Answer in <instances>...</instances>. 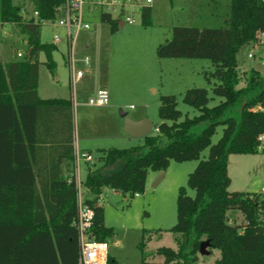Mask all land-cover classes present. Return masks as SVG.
<instances>
[{"label":"trees","instance_id":"16d2710c","mask_svg":"<svg viewBox=\"0 0 264 264\" xmlns=\"http://www.w3.org/2000/svg\"><path fill=\"white\" fill-rule=\"evenodd\" d=\"M37 18L25 20L12 0H0V24H12L24 35L27 54L23 60L0 62V264H77L78 233L72 225L77 216L78 191L73 176L63 177L60 166L74 161L71 100L38 97V55L54 74L51 54L55 47L42 44V21L55 18L63 0H30ZM151 8L140 10L143 26H150ZM111 32L117 21L101 14ZM226 28L176 26L170 39L156 48L160 59H204L213 65L205 75L213 81L211 94L222 99L208 107L205 89H189L183 102L197 115L182 118L173 96H161L160 123L144 143L127 149L102 151L100 167L88 170L80 183L82 204L94 213L89 236L96 242L114 236L104 224L98 205L104 189L130 195L142 193L149 172H163L170 161L198 160L188 175L193 197L180 190L176 223L169 230L176 249L161 247L148 261L145 244L139 245L140 264H195L200 244L217 250V264H264V194L228 192L230 155L258 154V137L264 134V77L252 69L240 73L238 50L254 44L264 33V0H229ZM220 138L211 144L216 128ZM237 210L240 225L229 223L227 212ZM107 264H117L108 258Z\"/></svg>","mask_w":264,"mask_h":264},{"label":"rangeland","instance_id":"374dc122","mask_svg":"<svg viewBox=\"0 0 264 264\" xmlns=\"http://www.w3.org/2000/svg\"><path fill=\"white\" fill-rule=\"evenodd\" d=\"M142 3L145 0H141ZM20 7L25 20L34 18L30 0H12ZM150 26H143L140 18L132 25L119 26L111 32L100 21L101 11L88 13L84 20L89 30L79 35L74 47L75 68L85 72L72 91L64 42V30L45 21L40 27L42 44L53 45V36L60 42L53 45L51 54L56 69L52 74L44 65L45 55H38L37 93L41 98H65L73 102L74 137L79 150L92 153L93 162L79 164L78 176L84 180L88 167L101 165V148L127 149L142 145L143 139L127 136L123 132V118L143 116L154 126L160 123L158 108L161 96H173L182 118L197 115V111L183 102L189 89H205L208 92V107L222 99L211 94L213 81L205 75L213 72V65L204 59H178L156 56V48L170 39L171 29L176 26L196 28H226L229 16V0H151ZM227 14L225 17L224 15ZM25 37L12 24H0V62L23 60L27 53ZM252 43L242 46L236 61L240 73L254 69L264 77V47ZM87 47V48H85ZM20 54L21 57H17ZM249 54H254L250 59ZM87 57L88 66L80 61ZM99 89L108 93L104 107L88 106L87 102ZM110 108V109H109ZM109 109V110H106ZM155 131L153 130L151 135ZM222 127L216 128L211 144L220 138ZM232 156L228 167L231 185L228 192L258 193L264 188V156ZM208 149L202 151L198 160L177 163L170 161L162 172L163 178L153 186L154 180L146 183L142 193L130 195L118 190L104 189L98 204L103 208L104 224L113 228V238L107 240L108 255L117 264H140L139 245L144 242L148 261L161 262L155 255L158 248L176 249L169 230L176 223V201L180 190L193 197L187 187L188 175L198 162L205 160ZM148 174L151 175V172ZM82 192V189H81ZM264 194V193H263ZM232 224L240 225L242 215L237 210L227 212ZM219 252L209 250L198 254L195 264H217Z\"/></svg>","mask_w":264,"mask_h":264},{"label":"built area","instance_id":"2783aa9c","mask_svg":"<svg viewBox=\"0 0 264 264\" xmlns=\"http://www.w3.org/2000/svg\"><path fill=\"white\" fill-rule=\"evenodd\" d=\"M151 0H63V4L55 10V18L48 20L52 25L64 30V42L66 46L67 57L65 62L69 68V81L72 91L77 82L83 79L85 72L75 68L74 47L79 35L89 30V24L84 20V10L93 13L100 10L101 14L110 15L117 21L118 26L132 25L136 22V18H140V10L147 7ZM34 19L37 13L33 12ZM45 21L41 22V25ZM53 45L60 42L57 35L53 36ZM256 46L264 47V33H259L254 43ZM253 45V46H254ZM254 54H249L248 58H252ZM17 57H21L17 54ZM88 66L89 59L87 57L80 61ZM264 64V60L262 62ZM88 106L104 107L108 104V93L105 89H99L95 96L87 102ZM254 111L264 113V106H256ZM258 152L264 154V134L258 137ZM94 158L87 153L75 152L74 169L78 170L80 162L92 163ZM75 178V177H74ZM75 184L78 191L77 216L72 225L78 233L79 253L77 264H107L108 262V245L107 241L96 242L89 236V230L92 226L94 213L91 209L84 206L80 195V181L75 178Z\"/></svg>","mask_w":264,"mask_h":264},{"label":"water","instance_id":"95a60500","mask_svg":"<svg viewBox=\"0 0 264 264\" xmlns=\"http://www.w3.org/2000/svg\"><path fill=\"white\" fill-rule=\"evenodd\" d=\"M27 56H29V54H27ZM120 116L123 118V132L129 137L143 139L144 137L150 135L153 131L154 125L145 118L138 121H134L131 118H127L125 116V113L121 112ZM162 178L163 173L158 172L153 186H156ZM208 247L209 243L207 241H203L200 244L199 254H206Z\"/></svg>","mask_w":264,"mask_h":264},{"label":"crops","instance_id":"0c3cea01","mask_svg":"<svg viewBox=\"0 0 264 264\" xmlns=\"http://www.w3.org/2000/svg\"><path fill=\"white\" fill-rule=\"evenodd\" d=\"M225 17L227 16V14H225L224 15ZM26 42V41H25ZM26 44V43H25ZM85 48H87V47H85ZM27 54V53H26ZM26 56V55H25ZM66 63V62H65ZM55 69H56V66H55ZM55 73V72H54ZM84 78V77H83ZM38 94V93H37ZM40 99H42V100H48V99H63V100H69V99H65V98H41L40 96H38ZM72 102V101H71ZM74 107V105H73V102H72V111H73V108ZM110 109V108H109ZM109 109H106V110H109ZM132 120H134V121H138V120H141V119H144V117L143 116H138V117H135V118H131ZM73 128H74V126H73ZM78 143H77V141H76V139H75V137H74V129H73V147H74V154H75V152H81V153H87V154H90L92 157H93V155H92V153H90V152H87V151H85V150H79V148H78ZM108 149H111V148H101V149H98V151H106V150H108ZM258 154H261V153H258ZM261 155H263L264 156V154H261ZM232 156H258L257 154L256 155H230L229 157H228V166H227V172H228V167H229V165H230V160H231V158H232ZM85 165H89V164H91V163H85V162H83ZM60 169H61V174H62V176L63 177H65V176H73V177H75L77 180H79L80 181V183H81V180L79 179V176H78V172H79V165H78V170H77V172L75 173V169H74V161L72 162V163H69V162H66V161H64L63 163H62V165L60 166ZM88 170H92V169H90L89 167H88V169H87V171ZM156 173H158V172H151V175L150 174H148L147 175V179H146V183L148 184V183H150V182H152L153 180H154V178H155V176H156ZM230 185H231V179H230ZM258 193H264V188H261V190L258 192ZM99 205V204H98ZM228 217V216H227ZM229 219V218H228ZM242 219H243V217H242ZM233 222V220H230L229 219V223H232Z\"/></svg>","mask_w":264,"mask_h":264}]
</instances>
